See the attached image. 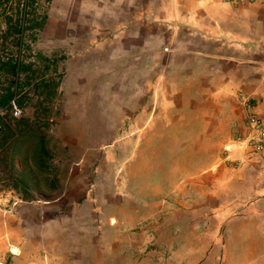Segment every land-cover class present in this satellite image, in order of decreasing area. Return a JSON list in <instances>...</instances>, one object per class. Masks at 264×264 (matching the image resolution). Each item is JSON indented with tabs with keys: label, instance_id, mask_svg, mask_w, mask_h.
<instances>
[{
	"label": "rangeland",
	"instance_id": "obj_1",
	"mask_svg": "<svg viewBox=\"0 0 264 264\" xmlns=\"http://www.w3.org/2000/svg\"><path fill=\"white\" fill-rule=\"evenodd\" d=\"M115 1L85 15L117 20L91 43L75 0L39 1L67 26L52 48L26 32L29 92L0 118L31 122L0 149V264H264V172L249 161L264 145L239 126L260 115L264 55L204 56L201 0L170 18V0ZM14 79L0 73V94Z\"/></svg>",
	"mask_w": 264,
	"mask_h": 264
},
{
	"label": "crops",
	"instance_id": "obj_2",
	"mask_svg": "<svg viewBox=\"0 0 264 264\" xmlns=\"http://www.w3.org/2000/svg\"><path fill=\"white\" fill-rule=\"evenodd\" d=\"M96 1V2H95ZM75 0L74 7L82 12L81 17L78 19L77 23H74V28L78 34V37L85 39L84 43H91L92 41L102 38L104 32L108 27L117 26V20L110 17V20H106L105 23L89 16L93 11V7L97 6L98 0ZM140 0H137V5L139 7ZM159 0H153V2H158ZM170 0L168 16L174 17L178 15V10L181 8L186 11L189 7L194 6V2L198 0ZM200 1V0H199ZM201 6L206 12L207 18L200 21L199 25L202 29V36L205 38L206 45L204 47V56L209 58H216L223 60L224 58H235L240 56V52H244V57L254 58L257 56L264 55V0H253L243 5H234L228 3L224 0H201ZM115 0H101L97 7L104 9L105 11L112 15V10L114 8ZM181 2V3H180ZM181 4L182 7H180ZM192 3V4H191ZM121 5L123 8L131 9L129 6V0H121ZM76 10V9H75ZM143 15V14H142ZM148 15V13H146ZM152 15V25L160 24V11L158 8H153ZM148 15V16H149ZM113 16V15H112ZM127 17V16H126ZM125 17V19H127ZM47 18V15H46ZM186 19V17H185ZM193 19V18H192ZM190 20V19H189ZM46 22V21H45ZM44 22L41 33L42 36L46 37V47H56L63 44L62 41L56 42L52 40L53 36H64L67 24L61 20L57 22ZM114 22V24H113ZM190 22H193L191 20ZM197 22V21H195ZM141 24H145L142 21ZM149 25V22H146ZM195 25H198L195 23ZM145 30V29H144ZM59 41V39L57 40ZM243 43H247L244 47ZM85 46V45H84ZM97 48V47H96ZM98 48L103 49V47L98 46ZM260 50V54H257ZM223 64L219 61L216 62V70L223 71ZM256 113L259 116H264V102L262 104H257L254 107ZM246 124V122H240L239 126L241 128ZM238 141V139H237ZM250 166L254 170H259L264 172V149L261 155L258 157L250 158ZM256 173V177L261 174Z\"/></svg>",
	"mask_w": 264,
	"mask_h": 264
},
{
	"label": "trees",
	"instance_id": "obj_3",
	"mask_svg": "<svg viewBox=\"0 0 264 264\" xmlns=\"http://www.w3.org/2000/svg\"><path fill=\"white\" fill-rule=\"evenodd\" d=\"M39 1L0 0V46H5L8 37L12 36V44L17 49L15 55L0 56V73H7L15 77L13 83L10 82L0 94V107H7L9 102L18 94L27 95L29 92V89L24 84H20L18 80L20 74L29 70L32 63L27 61L26 57L22 56L20 52L26 32L35 34L34 31H40L45 22L46 12L39 9ZM1 24L5 25V28H1ZM36 55L37 58L42 56L40 52H37ZM43 81L41 79L39 83ZM30 126V119L24 117L18 119L13 127L3 123L0 127V149L9 139L28 131ZM38 149L40 155H47L42 143L38 144ZM5 264L10 263L6 262Z\"/></svg>",
	"mask_w": 264,
	"mask_h": 264
},
{
	"label": "built area",
	"instance_id": "obj_4",
	"mask_svg": "<svg viewBox=\"0 0 264 264\" xmlns=\"http://www.w3.org/2000/svg\"><path fill=\"white\" fill-rule=\"evenodd\" d=\"M234 5H243L253 0H224ZM9 110L10 115L14 118L21 116L22 108L14 103V100L7 107H0V118ZM246 124L253 130L247 135V140L256 148L261 149L264 145V116H258L255 113H248ZM1 127V124H0Z\"/></svg>",
	"mask_w": 264,
	"mask_h": 264
}]
</instances>
